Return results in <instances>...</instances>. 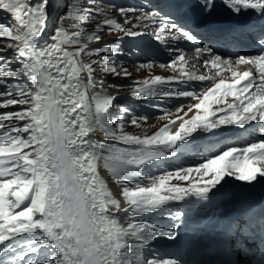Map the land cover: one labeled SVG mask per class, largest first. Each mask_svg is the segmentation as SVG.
<instances>
[{"label": "bare ground", "instance_id": "6f19581e", "mask_svg": "<svg viewBox=\"0 0 264 264\" xmlns=\"http://www.w3.org/2000/svg\"><path fill=\"white\" fill-rule=\"evenodd\" d=\"M65 4L66 0H6L4 6L5 10L14 13L20 24L17 27L19 36L15 40V48L22 53L29 69L31 72L33 71L32 76L36 77V72L43 83L38 82L39 79L35 80L39 94L31 117L36 122L38 131L36 138L39 148L35 155L38 181L35 188L34 204H37V209L30 212L37 214L36 221L39 223L31 222L28 228L25 226L19 230V233L25 231L26 228L29 233H34L38 232L40 228L43 235H48L52 246L58 250L63 264H83L80 257V253L83 251L90 257L89 260L91 259L92 264H124L121 263L123 261L121 251L139 237L144 235L150 237V241L156 245L159 243L183 245L185 236L180 228L184 223H191L195 230L201 231L204 226V220L200 217L201 212L206 213L208 210H212V214L216 218L226 217L227 213L224 214L215 203L204 205L200 210L193 212V202L204 194L221 198L231 192L228 194L229 196L236 193L238 189H244L254 175L258 176L256 180L262 181V186H264V160H251L245 151L238 150L264 147L263 141L252 138L248 146L237 145L229 148L222 155L215 156L219 151L213 154L215 157L209 159L211 162L202 169L209 181L202 186L203 189L183 186L178 189V185L164 188L161 185L162 188L159 189L152 185L148 189L149 194L139 199L143 210L142 213L138 212L141 213L140 218H146L150 224L159 222V225L169 227L171 229L169 233L154 235L147 233L145 223L139 225L138 228L135 227L132 218L133 202H128L123 197L122 190L124 189L119 187L116 182L117 178L113 177L109 169L103 166L94 149L95 140L104 139L105 136L97 131L90 114L91 108L92 113L95 114L93 109L98 104L92 100L86 85L81 86L79 83V80L84 79L87 75L82 68L83 64L77 56L75 46L67 43L60 33L56 34L54 31L53 21L60 13V9L66 8ZM34 8H37L36 11H32ZM47 12L50 15L49 20H46L45 17ZM153 18H159V14H155ZM166 29H170V27L166 26ZM55 34H59L57 37L60 42L59 47L55 46V42L58 41L54 37ZM189 38V35L177 30L176 36L168 40L169 51L174 54L179 49L181 53L178 61L173 64V71L165 77L161 86L171 84L185 86L181 91L174 86L173 88L178 89L179 92L168 98L179 99L183 95H190L197 84H202L204 80L207 81L212 77H215L216 80L204 92L195 96L189 111L180 121L173 124L170 132L156 139L157 143H165V141L169 142L179 138V141L174 143V147L177 145L176 149L189 148L190 144L195 143L191 142V138H200L202 143L209 142L217 135L209 134L207 130L215 131L220 128L219 131L222 132L226 128L222 126L228 121L229 124H232L233 120L228 118L227 114L234 111L236 106L234 103L237 102L238 96L236 92H230L228 89L232 84H236L252 73L264 74V71H260L255 59L242 56L241 59L234 60L230 59L228 54L215 52L205 46H196L195 49L187 47ZM209 56H212L210 62L206 60ZM150 67L159 68L158 65ZM74 70L78 71L74 72ZM221 70L223 72L219 74ZM160 81L162 80H154L152 87L157 86ZM48 87L55 97V121L63 152V164L67 171L69 192L78 211L77 223L81 232L78 239L71 237V230L69 231L67 228V223L63 220L59 208L58 214L54 217L55 231L48 230L49 223L41 219L43 218L41 216L42 196L47 195L48 207L54 203L53 207L56 209V198H58L60 206L58 172L51 152L49 136L50 107L48 101L45 102V108L41 107L42 94H46L45 91L47 92ZM112 98L104 100L102 103L108 102L106 104L108 106ZM79 106H81V110H79ZM174 106L176 105L169 106L166 110H170ZM39 108L43 110L41 111ZM158 108L161 109V107ZM173 121L175 119H171L170 123ZM197 158L202 160L206 157L200 154ZM228 166H233V170H229ZM223 167L226 169L222 170ZM213 168H215V172H210L209 170ZM256 173H261L262 176ZM230 174H236L239 178L235 177V181H232L229 179L232 177ZM213 175H222L220 180H224V185L208 187V184L212 182L211 176ZM91 179L95 180L93 185L89 183ZM81 182H84L87 187L86 198H84L85 193L79 189ZM220 206L224 207L225 205L221 203ZM163 213L167 214V217L162 218L161 214ZM25 215H28L26 211L20 213V220H17L16 223L23 222L21 218ZM220 228L221 225H217V229ZM217 231L219 230L215 232ZM50 234L51 236H49ZM14 239L8 235L0 237V241L3 243L0 248V264H28L25 262L27 260L24 258L23 251L16 248L17 251L13 253L15 249L11 240ZM215 239L220 241L224 240V237ZM238 239L241 240L239 237ZM115 253L119 256L118 258H115ZM12 256H14V262L10 263Z\"/></svg>", "mask_w": 264, "mask_h": 264}, {"label": "rangeland", "instance_id": "374dc122", "mask_svg": "<svg viewBox=\"0 0 264 264\" xmlns=\"http://www.w3.org/2000/svg\"><path fill=\"white\" fill-rule=\"evenodd\" d=\"M5 4L6 0H0V47L13 50V52H6V54H4V58L7 59L9 64L10 68L8 70L14 72L11 77L4 80L8 81L6 84H8L11 89L15 84L18 87L17 89H21L22 87L26 88V91L18 93L19 99L17 102L13 99L11 101L12 103H7L6 105L9 109L18 110L16 112L17 116L20 117L19 123L22 124V126H17L18 121L16 120L13 122V126L18 133H22V127L24 128L28 124L32 126L33 131L29 135V138L31 143H33L35 140V126L31 121V114L33 113L36 90L26 76V68H24V64L20 57L21 54L15 50V40L18 38V36L16 37V20L13 18L14 14L6 12L4 9ZM61 10L60 14H58V18L56 17V23L54 21V24L56 25L55 28L59 32H62L60 34H62V37L65 38L68 43L75 46L77 56L81 60V64H83L82 68L85 70V73L87 72V74L91 76L92 87L94 86L96 88V85L98 84H102L104 86L106 85L107 89L112 94L111 97L115 98L113 122L118 130L119 137L113 140L126 145V147H123L122 150H124L125 153L123 155L127 158H134L135 155L149 156L150 154L147 152L146 147H150V145L156 143V139H158V137L170 132L169 130L173 127L170 126V120L175 119L173 123L180 121L189 111L190 106L195 100V96L204 92L216 80V78H209L207 80L210 81L209 85L205 82V80L202 84H197L196 86H201V88L195 90L198 88L196 87L193 91H191L190 95H183L182 97H185L184 101L181 100L179 104H176V106L170 110L157 114L155 117L144 118L137 117L132 114L130 115L129 109L124 108V104L127 103L119 101L120 98H122V96L134 98L135 96L130 97L131 94L134 93L137 88L143 87L141 85L144 82L148 84L147 81H149L150 78L153 79L156 77L157 80H163V76L167 77V75L171 74L170 72L173 71L174 66H172L171 69H166L163 68L164 65L162 63L154 64V61H145L137 64L129 56H116V53L113 52L112 48L107 47L109 45L108 41L116 39L121 34L150 35L152 33L151 30L153 31L155 27L152 28L146 26L150 20L148 18H141L143 13L140 10L122 12V10L127 9L108 6L101 0H67L66 8L64 10L61 8ZM95 13L102 14L104 19L97 18ZM174 32H176V30L172 33ZM180 51L181 50L177 49L176 52L181 53ZM219 59L222 60L221 58ZM172 60L173 62L176 61L175 58H172ZM206 60L210 62L208 58ZM151 63H153L152 65H158L159 68H151L150 66L152 65H149ZM227 63L228 61L226 64ZM146 66H148V68L145 70L144 68ZM222 72L223 70H221L219 74ZM91 85L89 84L88 87ZM135 95H139L138 91ZM19 149L20 148H14V150ZM206 162H201L199 165L201 168H199L200 175L198 177L203 180L207 179L206 173H203L202 171V169L205 168L206 164L204 163ZM195 168L179 172L169 171L165 173V171H159L160 173H156L155 167H152V169L146 171L147 178L154 179L152 183L146 184L143 186L144 188H142L138 185L142 183L144 179L142 180L141 178L137 179L132 177L130 181H132L133 185H130L128 188V190L133 191L131 193L125 192L126 189L120 187L118 179L116 182L120 188L124 189L122 190L123 197L126 201L131 202L129 199H137L138 195V199L142 198V196L148 195L149 191H146L147 193H145V191L142 190L148 187L150 188L152 185L155 187L157 186L159 189L166 186L174 187L177 185L178 189L180 186L191 187L194 183L192 178L197 179V176H194V174L193 176H190L192 174L191 170ZM209 171L215 172V168ZM256 174L262 176L261 173ZM230 175L232 177L229 179L232 181H235L234 178L238 177L236 174ZM94 182V179L89 181L91 185H93ZM138 182L140 183L137 184ZM217 182L218 179H214L213 183ZM161 185L163 186L161 187ZM140 191L142 192L139 193ZM26 212L28 214L31 213L30 210H26ZM45 257H49L50 259L48 264H56L60 262L53 257V252L50 253V250L49 252L44 250L43 255H40L42 260H44Z\"/></svg>", "mask_w": 264, "mask_h": 264}]
</instances>
